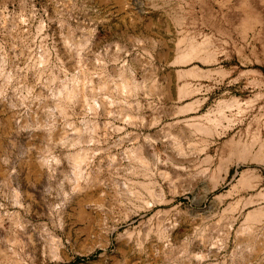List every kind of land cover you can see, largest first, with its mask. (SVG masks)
<instances>
[{"label":"rangeland","instance_id":"374dc122","mask_svg":"<svg viewBox=\"0 0 264 264\" xmlns=\"http://www.w3.org/2000/svg\"><path fill=\"white\" fill-rule=\"evenodd\" d=\"M0 264H264V0H0Z\"/></svg>","mask_w":264,"mask_h":264},{"label":"bare ground","instance_id":"6f19581e","mask_svg":"<svg viewBox=\"0 0 264 264\" xmlns=\"http://www.w3.org/2000/svg\"><path fill=\"white\" fill-rule=\"evenodd\" d=\"M201 48V47H200ZM189 51V50H188ZM199 50H197V48H196V46L195 47H193L192 49H191V51H190V53H188L187 55H185L184 56V61H188V59L190 60V58H192V57H194L196 54H197V52H198ZM183 55V54H182ZM179 57V56H178ZM178 60V59H177ZM129 80V79H128ZM128 83V82H127ZM131 83V82H130ZM130 85V84H129ZM128 87H130V86H128ZM127 87V88H128ZM73 89V88H72ZM74 90V89H73ZM190 91H193L192 90V87L191 86H187V88L185 89V90H183V93H185V94H188ZM192 103V102H191ZM195 105H196V103H193V104H189V105H187L186 107H185V109L186 110H193V109H195ZM226 106H231V104L230 103H227L226 104ZM195 124V123H194ZM218 129V128H217ZM211 134H212V132H211ZM210 134V135H211ZM86 157L87 156H85V155H83V156H81V155H78L77 156V160L78 161H80L79 163H82V162H84L85 161V159H86ZM145 164V163H144ZM219 166V165H218ZM219 168H220V166L219 167H217V170H215V171H213L212 172V174H211V177H212V179H216V174L218 173V171H219ZM81 171V170H80ZM229 172L228 171H226V174H228ZM218 175V174H217ZM209 176V175H208ZM241 182H244V175L242 176V179H241ZM256 215V213L255 212H253V213H251L250 215H249V217L251 218V217H254Z\"/></svg>","mask_w":264,"mask_h":264},{"label":"crops","instance_id":"0c3cea01","mask_svg":"<svg viewBox=\"0 0 264 264\" xmlns=\"http://www.w3.org/2000/svg\"><path fill=\"white\" fill-rule=\"evenodd\" d=\"M190 72L192 73V74H194L195 72H197L195 69H191L190 70ZM190 73V74H191ZM188 86H191L192 88L194 87L191 83L188 85ZM196 101H193L192 103H189V104H193V103H195Z\"/></svg>","mask_w":264,"mask_h":264}]
</instances>
